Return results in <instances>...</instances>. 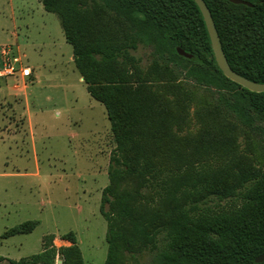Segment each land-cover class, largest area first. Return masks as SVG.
<instances>
[{
    "label": "rangeland",
    "instance_id": "374dc122",
    "mask_svg": "<svg viewBox=\"0 0 264 264\" xmlns=\"http://www.w3.org/2000/svg\"><path fill=\"white\" fill-rule=\"evenodd\" d=\"M86 8L90 38L104 33L121 43L136 31L100 0H88ZM2 43L32 68V74L24 80L0 78V255L19 260L41 254L39 264H75L76 245L84 264H102L107 220L99 204L101 191L109 183L107 169L115 148L105 109L79 79L60 21L43 9L41 0H0ZM136 43V50L129 51L134 59L127 60L125 68L131 72L137 68L142 81L168 101L173 115L169 129L176 140L149 142L159 147L150 159L165 173L164 179L171 181L186 171L217 173L228 184L237 185L246 172L255 174L251 181H258L264 174V122L251 113L250 126L239 122L237 112L227 111L220 99L223 95L239 105V95L197 82L186 73L189 64L158 53L153 45L137 39ZM37 98L42 111L34 102ZM202 132H220L222 138L233 135L221 139L213 153L200 154L197 145ZM169 148H176L179 155L175 158ZM178 158L184 162L179 168L172 165ZM159 183L146 177L120 185L135 189L142 218H157L156 226L145 228L153 240H138L131 251L120 249L121 264H161L165 228L175 211L163 201ZM214 203L226 206L229 198L208 202ZM28 220H38L32 232L1 237L5 230ZM69 231L75 244L63 237Z\"/></svg>",
    "mask_w": 264,
    "mask_h": 264
},
{
    "label": "trees",
    "instance_id": "16d2710c",
    "mask_svg": "<svg viewBox=\"0 0 264 264\" xmlns=\"http://www.w3.org/2000/svg\"><path fill=\"white\" fill-rule=\"evenodd\" d=\"M100 1L136 29L127 40L120 43L104 33L88 36V0H41L45 11L57 15L65 41L72 47L74 66L89 95L103 105L115 143L107 169L109 183L101 191L99 204V212L107 220V253L102 264H121L120 249L131 251L136 241L153 240L145 228L156 226L157 218H142L135 189L120 186L124 180L140 182L146 177L160 181L163 201L175 211L164 231L161 264H261L254 259L264 253V174L258 181H251L255 174L245 172L240 184L236 181L237 185H230L217 173L186 171L167 182L165 173L150 159L159 147L149 142L176 140L169 129L171 107L142 81L137 68L131 72L125 65L134 59L129 51L136 50V39L143 45H153L158 53L189 64L186 73L197 82L239 95V105L231 104L223 95L220 99L227 111L235 110L238 121L248 126L253 123L250 113L264 122V92L249 91L222 74L193 0ZM204 1L230 67L252 81L264 83V0H246L251 6L227 0ZM177 47L192 57L179 55ZM229 137L202 132L197 151L213 153L220 140ZM169 150L175 158L179 155L176 148ZM175 161L172 165L178 168L184 163L179 158ZM214 198H229V204L210 206L208 202ZM37 224L38 220L24 221L5 230L1 237L30 233ZM63 237L75 244L72 231ZM73 248L78 256L75 264H84L76 245ZM41 259V254L19 260L0 255V261L10 264H39Z\"/></svg>",
    "mask_w": 264,
    "mask_h": 264
},
{
    "label": "water",
    "instance_id": "95a60500",
    "mask_svg": "<svg viewBox=\"0 0 264 264\" xmlns=\"http://www.w3.org/2000/svg\"><path fill=\"white\" fill-rule=\"evenodd\" d=\"M195 2V4L197 5L208 36H209V40H210V45L212 48V52H213V56L214 59L216 61V64L219 68V70L222 72V74L228 78L229 80L239 84L240 86H242L243 88L252 91V92H264V83H259V82H255L252 81L240 74H238L237 72H235L229 65L226 56L224 54V51L222 49V45H221V41L218 35V32L216 30L211 12L209 10V8L207 7L206 3L204 0H193ZM231 3L234 4H244V5H248L251 6V3L246 1V0H227ZM176 51L179 55L186 57V58H191L192 55L189 54L188 52H185L182 48L177 47ZM254 261L256 263H261L264 264V253L260 254L259 256H257Z\"/></svg>",
    "mask_w": 264,
    "mask_h": 264
},
{
    "label": "built area",
    "instance_id": "2783aa9c",
    "mask_svg": "<svg viewBox=\"0 0 264 264\" xmlns=\"http://www.w3.org/2000/svg\"><path fill=\"white\" fill-rule=\"evenodd\" d=\"M32 70L26 64L21 63L20 58L8 45L0 46V78H29Z\"/></svg>",
    "mask_w": 264,
    "mask_h": 264
},
{
    "label": "crops",
    "instance_id": "0c3cea01",
    "mask_svg": "<svg viewBox=\"0 0 264 264\" xmlns=\"http://www.w3.org/2000/svg\"><path fill=\"white\" fill-rule=\"evenodd\" d=\"M12 44H13V43H12ZM2 45H6V44H5V43L0 44V46H2ZM13 45H16V44H13ZM17 48H18V47H17ZM24 64H25V63H24ZM27 66H28V65H27ZM29 67H30V66H29ZM30 68H31V67H30ZM31 70H32V68H31ZM79 79L83 82V79H82L81 77H80ZM83 83H84V82H83ZM43 99H44V100H48V97H46V98L44 97ZM34 102H35V103L37 104V106L39 107L38 110H39V111H42V106H41V104H40L41 100L37 98V99H34ZM27 109L30 110V106H28ZM65 112H66V111H65ZM30 122H31V119L29 118L28 125H29V126L31 125V127H29V130L32 131V124H31Z\"/></svg>",
    "mask_w": 264,
    "mask_h": 264
}]
</instances>
